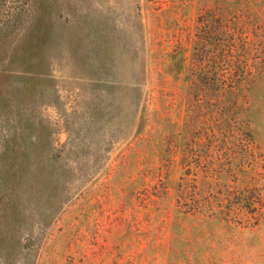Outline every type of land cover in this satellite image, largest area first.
<instances>
[{"label":"rangeland","instance_id":"obj_1","mask_svg":"<svg viewBox=\"0 0 264 264\" xmlns=\"http://www.w3.org/2000/svg\"><path fill=\"white\" fill-rule=\"evenodd\" d=\"M28 1L0 4L37 33L0 153L36 122L67 172L0 222V264H264V0Z\"/></svg>","mask_w":264,"mask_h":264},{"label":"trees","instance_id":"obj_2","mask_svg":"<svg viewBox=\"0 0 264 264\" xmlns=\"http://www.w3.org/2000/svg\"><path fill=\"white\" fill-rule=\"evenodd\" d=\"M2 1L0 0V4ZM29 1V5L34 7L40 0ZM21 15V13L14 15L12 27L0 32V102L4 100V95L9 88L2 80L12 75V69L16 65L31 70L37 61V33L31 27L36 15L28 18L27 30L23 31L17 29L21 22ZM225 28L218 25L215 28V35L224 37L228 34ZM28 74L31 76L33 73L28 71ZM35 123L32 124L34 127H31L30 133L33 143L23 142L20 138L22 132L15 126L12 145L5 147L0 153V222H5L6 225H14L21 219L19 205L24 200L25 191L31 190L34 195L41 197L51 191L48 199L52 200L66 176L67 171L63 168L53 172L48 170L51 155L47 149L45 151L48 145L43 139L45 129ZM31 166H34V169H31ZM52 209L57 211L58 207L52 206Z\"/></svg>","mask_w":264,"mask_h":264}]
</instances>
